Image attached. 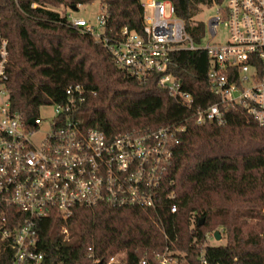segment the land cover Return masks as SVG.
I'll use <instances>...</instances> for the list:
<instances>
[{
    "label": "trees",
    "instance_id": "trees-1",
    "mask_svg": "<svg viewBox=\"0 0 264 264\" xmlns=\"http://www.w3.org/2000/svg\"><path fill=\"white\" fill-rule=\"evenodd\" d=\"M94 1L107 12L106 36L114 38L124 27L143 33L141 0H0V30L9 40L11 109L27 125L42 107L62 104L66 89L79 84L86 97L80 119L111 139L183 127L168 169L178 209L170 212L172 202L155 210L78 206L66 221L51 215L37 222L36 249L47 264H93L94 259L107 264L120 254L124 264H157L166 252L178 264H264V126L240 106L230 107L222 124H197L198 109L218 102L205 51L171 54L170 73L194 99L189 108L158 86L160 75L142 82L116 64L101 39L73 28L70 15L54 10L77 11ZM165 1L197 45L207 27L197 17L204 8L225 3ZM257 68L264 76L263 63ZM216 231L225 243L211 246L208 236L214 239ZM10 244L0 232V264H11Z\"/></svg>",
    "mask_w": 264,
    "mask_h": 264
},
{
    "label": "built area",
    "instance_id": "built-area-1",
    "mask_svg": "<svg viewBox=\"0 0 264 264\" xmlns=\"http://www.w3.org/2000/svg\"><path fill=\"white\" fill-rule=\"evenodd\" d=\"M142 7V34L124 27L114 38L106 36L108 15L104 9L98 17L101 32L85 19L70 17V22L73 28L101 39L116 64L142 82L160 75L158 86L189 108L194 99L170 73L171 54L205 51L212 64L208 73L211 92L218 102L198 109L197 124H222L226 111L240 106L264 126V76L257 68L260 63L264 66V0H225L219 16L209 21L208 30L214 38L219 27L225 26L228 41L205 47L194 43L169 1L148 0ZM147 9L152 10V16H146ZM8 65L9 40L0 30V96L6 98L0 105V232L10 239L14 252L11 264H47L45 255L36 249L37 222L51 215L66 221L78 206L155 210L176 200L168 169L183 127L133 131L111 139L98 129L85 127L79 117L85 90L75 84L66 89L62 104L50 106L53 117L46 132L35 139L42 120L39 116L26 125L11 109ZM170 204V212L177 213L176 203ZM63 231L67 233L65 228ZM177 262L167 252L157 257V264ZM124 263L122 254L107 262ZM93 264L103 261L94 259Z\"/></svg>",
    "mask_w": 264,
    "mask_h": 264
},
{
    "label": "rangeland",
    "instance_id": "rangeland-1",
    "mask_svg": "<svg viewBox=\"0 0 264 264\" xmlns=\"http://www.w3.org/2000/svg\"><path fill=\"white\" fill-rule=\"evenodd\" d=\"M142 2H147L148 0H141ZM56 11H59L61 14H68L70 15L71 19L75 18H82L85 19L87 22H89L93 27L96 28L98 32H101V28L99 27L98 24V17L101 15L102 12V5L100 1H94L88 5H80L78 7V10H69L65 8H56L54 9ZM166 10L169 12V7L166 6ZM168 14V13H167ZM220 14V6L216 5L211 8H204L203 12L197 17L198 21H202L206 24V33L205 36L202 40L201 46L205 47L209 43H217L221 45H225L226 42L228 41V29L225 26H220L218 29V33L214 38H211V35L208 30V24L209 21L216 17L219 16ZM152 16V10L147 9L146 10V16ZM6 101L5 97L0 96V105L3 104V102ZM54 109L53 107L50 106H45L42 107L40 110V118L42 120V125L40 127V134L36 136L35 139H38L39 137L42 136L47 130V122L53 117ZM225 243V239H222L220 241H215V239H209V244L211 246H216V245H222Z\"/></svg>",
    "mask_w": 264,
    "mask_h": 264
},
{
    "label": "water",
    "instance_id": "water-1",
    "mask_svg": "<svg viewBox=\"0 0 264 264\" xmlns=\"http://www.w3.org/2000/svg\"><path fill=\"white\" fill-rule=\"evenodd\" d=\"M74 10H76V7L74 8ZM31 123H33V121H31ZM214 239L215 241H220L222 239V235H221V232L220 231H216L214 233Z\"/></svg>",
    "mask_w": 264,
    "mask_h": 264
},
{
    "label": "crops",
    "instance_id": "crops-1",
    "mask_svg": "<svg viewBox=\"0 0 264 264\" xmlns=\"http://www.w3.org/2000/svg\"><path fill=\"white\" fill-rule=\"evenodd\" d=\"M75 19H82V18H75Z\"/></svg>",
    "mask_w": 264,
    "mask_h": 264
}]
</instances>
